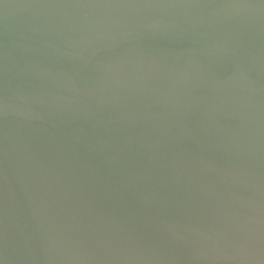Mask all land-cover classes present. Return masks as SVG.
<instances>
[{
    "label": "water",
    "instance_id": "water-1",
    "mask_svg": "<svg viewBox=\"0 0 264 264\" xmlns=\"http://www.w3.org/2000/svg\"><path fill=\"white\" fill-rule=\"evenodd\" d=\"M0 264H264V0H0Z\"/></svg>",
    "mask_w": 264,
    "mask_h": 264
}]
</instances>
